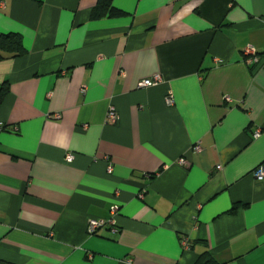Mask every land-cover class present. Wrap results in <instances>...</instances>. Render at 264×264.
<instances>
[{
    "label": "crops",
    "instance_id": "obj_1",
    "mask_svg": "<svg viewBox=\"0 0 264 264\" xmlns=\"http://www.w3.org/2000/svg\"><path fill=\"white\" fill-rule=\"evenodd\" d=\"M97 1L0 0V259L264 264V0Z\"/></svg>",
    "mask_w": 264,
    "mask_h": 264
},
{
    "label": "built area",
    "instance_id": "obj_2",
    "mask_svg": "<svg viewBox=\"0 0 264 264\" xmlns=\"http://www.w3.org/2000/svg\"><path fill=\"white\" fill-rule=\"evenodd\" d=\"M245 51H246V54L249 56L247 61L252 62L256 59L255 52H254L253 48L248 47V48H246ZM160 81H161L160 75L156 74V75L152 76L151 78L142 80L140 82L139 86L149 87L152 85H156ZM82 91H84V89H82ZM165 102L167 105L173 104V97H172L171 93H169L166 96ZM106 117H107L108 122H110V123H114L117 120L118 116H117V113L113 107H109V109L107 110ZM259 134H260L259 130H256L254 133V137L259 136ZM195 150H197V151L199 150V145L195 146ZM65 160L67 162H71L73 160V154L71 152H67L65 155ZM180 162H183V159H180ZM108 171L109 172L112 171L111 166L108 168ZM252 176L256 180H264V163H261L259 166H257L252 171ZM106 226H110V228H113L114 227V220L112 218L111 219H91L88 222L87 233L88 234H95V233H97V231L100 228H103Z\"/></svg>",
    "mask_w": 264,
    "mask_h": 264
},
{
    "label": "trees",
    "instance_id": "obj_3",
    "mask_svg": "<svg viewBox=\"0 0 264 264\" xmlns=\"http://www.w3.org/2000/svg\"><path fill=\"white\" fill-rule=\"evenodd\" d=\"M123 12L112 6L110 0H98L90 12V17L96 19L102 16L120 15ZM23 48L19 39L15 34H0V59L19 56L23 53ZM6 92L4 86L0 87V101ZM0 264H14L6 260L0 259Z\"/></svg>",
    "mask_w": 264,
    "mask_h": 264
}]
</instances>
